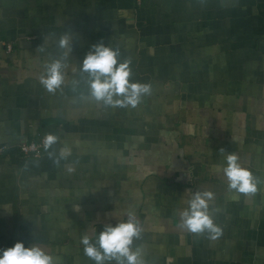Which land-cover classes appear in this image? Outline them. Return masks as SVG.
<instances>
[{
  "label": "crops",
  "instance_id": "crops-1",
  "mask_svg": "<svg viewBox=\"0 0 264 264\" xmlns=\"http://www.w3.org/2000/svg\"><path fill=\"white\" fill-rule=\"evenodd\" d=\"M97 43L151 85L136 108L91 96L80 69ZM56 60L50 92L40 80ZM47 135L40 156L20 153ZM0 145V249L93 264L82 237L134 219L144 264H264V0H0ZM228 154L255 193L228 188ZM197 191L214 194L217 239L177 223Z\"/></svg>",
  "mask_w": 264,
  "mask_h": 264
},
{
  "label": "clouds",
  "instance_id": "clouds-1",
  "mask_svg": "<svg viewBox=\"0 0 264 264\" xmlns=\"http://www.w3.org/2000/svg\"><path fill=\"white\" fill-rule=\"evenodd\" d=\"M60 47L69 48V39L60 40ZM62 64L53 61L41 76V84L48 91H55L63 82ZM88 75L90 94L97 101L116 108H136L141 99L151 92V85L132 81L130 61L119 59V51L103 43L91 46L82 60L81 69ZM57 140L55 135H47L44 148H50ZM70 153L61 150V156ZM223 174L228 188L241 194H253L258 190L259 180L250 169L238 163L235 154L226 156ZM211 191H197L192 194L188 206L179 214L177 223L190 233L207 232L210 239H217L222 229L214 222L209 211V202L213 199ZM131 215V214H130ZM140 227L134 219H127L115 225L106 224L99 233L84 235L81 239L84 254L93 264H144L142 250L133 249L134 239L140 236ZM0 264H54L52 255L38 245L26 246L16 241L11 246L0 249Z\"/></svg>",
  "mask_w": 264,
  "mask_h": 264
},
{
  "label": "built area",
  "instance_id": "built-area-1",
  "mask_svg": "<svg viewBox=\"0 0 264 264\" xmlns=\"http://www.w3.org/2000/svg\"><path fill=\"white\" fill-rule=\"evenodd\" d=\"M10 46H8V49ZM44 137H41L37 140H27L25 142H22L18 149L20 153L25 157H38L42 154V151L44 149ZM7 147L5 145H0V154L5 152Z\"/></svg>",
  "mask_w": 264,
  "mask_h": 264
},
{
  "label": "water",
  "instance_id": "water-1",
  "mask_svg": "<svg viewBox=\"0 0 264 264\" xmlns=\"http://www.w3.org/2000/svg\"><path fill=\"white\" fill-rule=\"evenodd\" d=\"M50 129H52V126L51 125H47V126H45V127H42L41 129H40V134H39V136H43L44 134H47V133H53L52 131H50Z\"/></svg>",
  "mask_w": 264,
  "mask_h": 264
}]
</instances>
